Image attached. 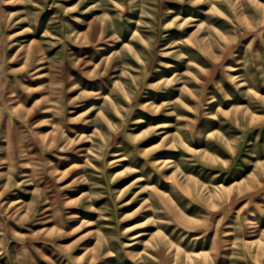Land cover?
Listing matches in <instances>:
<instances>
[{
	"label": "rangeland",
	"instance_id": "374dc122",
	"mask_svg": "<svg viewBox=\"0 0 264 264\" xmlns=\"http://www.w3.org/2000/svg\"><path fill=\"white\" fill-rule=\"evenodd\" d=\"M0 264H264V0H0Z\"/></svg>",
	"mask_w": 264,
	"mask_h": 264
}]
</instances>
